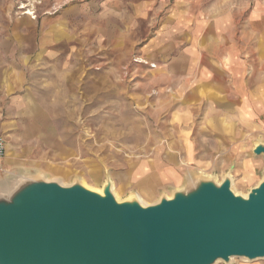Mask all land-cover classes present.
Wrapping results in <instances>:
<instances>
[{"label": "rangeland", "instance_id": "374dc122", "mask_svg": "<svg viewBox=\"0 0 264 264\" xmlns=\"http://www.w3.org/2000/svg\"><path fill=\"white\" fill-rule=\"evenodd\" d=\"M6 1L14 15H1V22L24 32L27 46L19 54L28 60L14 86L13 129L0 158V199L32 182L65 188L85 183L98 193L110 181L121 201L140 197L144 206H154L202 180L220 185L228 177L234 194L244 198L264 182V155L254 154L264 146V117L253 124L225 117L222 130L211 134L215 147L178 155L168 148L165 83L170 15L208 22L264 0ZM36 42L44 53L34 57ZM208 125L216 129L214 121ZM204 151L210 153L205 164L187 158ZM168 168L182 179L168 180Z\"/></svg>", "mask_w": 264, "mask_h": 264}, {"label": "water", "instance_id": "95a60500", "mask_svg": "<svg viewBox=\"0 0 264 264\" xmlns=\"http://www.w3.org/2000/svg\"><path fill=\"white\" fill-rule=\"evenodd\" d=\"M264 155V146L254 149ZM32 182L0 199V264H215L264 259V182L247 198L202 180L154 206Z\"/></svg>", "mask_w": 264, "mask_h": 264}, {"label": "crops", "instance_id": "0c3cea01", "mask_svg": "<svg viewBox=\"0 0 264 264\" xmlns=\"http://www.w3.org/2000/svg\"><path fill=\"white\" fill-rule=\"evenodd\" d=\"M1 15H14L13 4L0 2V136L6 138L13 129L14 86L28 56L19 54L27 46L24 32L5 26ZM223 15L228 16L208 22L195 15H168V148L178 155L183 149L215 147L211 137L222 130L225 117L245 124L264 117V2ZM38 45L34 57L44 53ZM209 154L187 158L205 164ZM167 173L168 180L182 179L176 169Z\"/></svg>", "mask_w": 264, "mask_h": 264}, {"label": "bare ground", "instance_id": "6f19581e", "mask_svg": "<svg viewBox=\"0 0 264 264\" xmlns=\"http://www.w3.org/2000/svg\"><path fill=\"white\" fill-rule=\"evenodd\" d=\"M83 185L85 186L86 184L83 183ZM234 186H235V185H234V181H232V190L235 188ZM113 188H114V187L112 186V191H113L114 197H115L116 201L119 203L121 200L118 198V196H116V194L114 193ZM98 193L102 194L103 192H102V190H100ZM138 201H139V203H140L141 205H145V202H144L140 197H138ZM232 259H233V258H232ZM246 260H247V259H246ZM218 263H219V260H218L217 262H215V264H218Z\"/></svg>", "mask_w": 264, "mask_h": 264}, {"label": "built area", "instance_id": "2783aa9c", "mask_svg": "<svg viewBox=\"0 0 264 264\" xmlns=\"http://www.w3.org/2000/svg\"><path fill=\"white\" fill-rule=\"evenodd\" d=\"M21 10H23V8ZM4 138H5L4 136H0V158H2L5 155V139Z\"/></svg>", "mask_w": 264, "mask_h": 264}]
</instances>
